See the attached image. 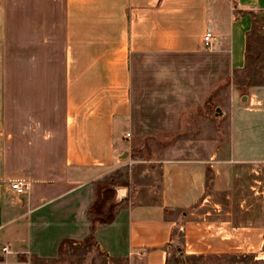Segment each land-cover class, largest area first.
I'll list each match as a JSON object with an SVG mask.
<instances>
[{"label":"crops","instance_id":"obj_1","mask_svg":"<svg viewBox=\"0 0 264 264\" xmlns=\"http://www.w3.org/2000/svg\"><path fill=\"white\" fill-rule=\"evenodd\" d=\"M261 13L264 0H0V264L55 259L63 241L90 236L112 260L166 264L175 243L188 256L264 258V224H249L244 194L264 167V85L244 102L233 94L222 143L140 161L127 141L135 56L213 52L239 88ZM127 166L112 220L91 231L95 184Z\"/></svg>","mask_w":264,"mask_h":264},{"label":"rangeland","instance_id":"obj_2","mask_svg":"<svg viewBox=\"0 0 264 264\" xmlns=\"http://www.w3.org/2000/svg\"><path fill=\"white\" fill-rule=\"evenodd\" d=\"M191 65H195L194 69ZM224 68L225 57L207 51L196 56H135L132 62L133 130L127 140L131 158L155 161L173 147H179L187 155L191 145L199 148L208 142L226 141L229 137V129H225L228 126L226 112L231 97L233 94L246 96L248 88L239 89L226 80ZM216 108L221 110L220 115L216 116ZM131 167L120 171L124 179L128 178ZM262 169V173L248 172L246 176L244 194L247 195L249 224H264V167ZM145 180L143 182H150L149 178ZM177 248L183 252L182 246L175 243L166 264H264L260 255L244 250L220 257L188 256L183 252L181 259ZM64 257L63 264H147L139 256L126 260L106 258L103 250L92 244H82L80 251H66ZM2 264L20 263L4 261Z\"/></svg>","mask_w":264,"mask_h":264},{"label":"trees","instance_id":"obj_3","mask_svg":"<svg viewBox=\"0 0 264 264\" xmlns=\"http://www.w3.org/2000/svg\"><path fill=\"white\" fill-rule=\"evenodd\" d=\"M264 30L261 20L255 18L252 22L250 31L246 35L245 66L237 75V85L239 88L249 86L264 85ZM239 75V76H238ZM128 182L119 172L109 178L95 184V199L89 207L87 216L91 224V231L99 224H106L112 220L118 204H112L115 197L114 187H127ZM102 191V192H101ZM109 196V197H108ZM111 205L107 207V204ZM93 245L98 248L90 236L85 241V245ZM80 251L81 246L77 247L70 241H63L59 248V255L55 259H42L37 256L30 257V264H63L65 263V253L69 250ZM106 258H109L105 254Z\"/></svg>","mask_w":264,"mask_h":264},{"label":"built area","instance_id":"obj_4","mask_svg":"<svg viewBox=\"0 0 264 264\" xmlns=\"http://www.w3.org/2000/svg\"><path fill=\"white\" fill-rule=\"evenodd\" d=\"M212 33L210 31H207L203 37V44L204 48L206 50H211L212 48ZM127 137H129V134H127ZM11 188L13 191H15L17 194L23 195L30 189V185L28 183L23 182H16L11 185ZM6 249H4L5 251Z\"/></svg>","mask_w":264,"mask_h":264},{"label":"water","instance_id":"obj_5","mask_svg":"<svg viewBox=\"0 0 264 264\" xmlns=\"http://www.w3.org/2000/svg\"><path fill=\"white\" fill-rule=\"evenodd\" d=\"M263 16H264V13H261L260 17H263ZM245 99H246V97L244 96L241 101L244 102ZM220 114H221V110L219 108H216V116L220 115ZM124 157H125V155H124ZM118 189L126 190V187H114V190H118ZM177 252L179 253V256L181 257V259H183V252L181 251L180 248H177Z\"/></svg>","mask_w":264,"mask_h":264}]
</instances>
